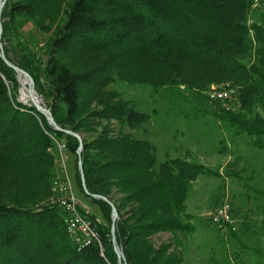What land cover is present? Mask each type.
Masks as SVG:
<instances>
[{
  "label": "trees",
  "instance_id": "obj_1",
  "mask_svg": "<svg viewBox=\"0 0 264 264\" xmlns=\"http://www.w3.org/2000/svg\"><path fill=\"white\" fill-rule=\"evenodd\" d=\"M255 1L71 0L64 23L48 42L43 69L35 67L31 58L16 60L7 47L3 49L31 74L35 90L49 98L46 104L57 123L81 135L82 84L106 81L108 73L102 65L106 61L73 68L61 54L112 50L119 60L137 56L151 63L160 71L161 81L172 76L180 63L183 73L192 77L189 87L230 82L235 87L231 107L224 109L212 100L217 105L214 115L236 131L254 136L252 143L264 149V118L256 111L253 120L246 116L257 104H264V15L249 21ZM39 9L35 0H5L1 41L8 38L16 14L26 15L44 31L48 26L40 21L48 11L42 10L36 20L33 16ZM181 62H186L185 67ZM17 84L15 70L0 58V264H120L110 227L92 220L100 243L79 247L67 234L60 207L46 204L47 200L37 206L51 195L50 151L55 148L51 135L64 137L74 153L78 140L52 129L31 102L18 100ZM91 115L113 118L133 129L150 122L148 112L127 100L103 101ZM106 134L107 128L91 140L82 135V168L88 191L105 195L117 209L115 236L127 264H181L179 251L169 250L171 243L155 246L150 236L169 230L172 243L180 241L178 234L192 228L182 219L189 182L213 171L179 156L158 162L150 142L122 131L113 137ZM90 198L111 217L109 203Z\"/></svg>",
  "mask_w": 264,
  "mask_h": 264
},
{
  "label": "rangeland",
  "instance_id": "obj_2",
  "mask_svg": "<svg viewBox=\"0 0 264 264\" xmlns=\"http://www.w3.org/2000/svg\"><path fill=\"white\" fill-rule=\"evenodd\" d=\"M35 3L36 8H40L33 16L36 20L42 10L48 11L50 16H42L44 19L40 21L41 25L48 26L46 31L38 29L26 15L16 14L2 46L7 47L16 60L19 57L31 58L30 62L41 70L46 62L48 42L57 27L64 23L71 0H35ZM262 15L264 0H256L249 21H259L263 19ZM112 54V50L61 54V58L73 68L94 67L106 61L102 64L108 73L106 81L82 84L80 115L84 117V138L94 139L106 128V136L110 137L122 131L150 142L158 162L179 156L201 163L213 171L198 174L189 182L182 219L192 228L181 231L178 234L180 241L175 243H172L171 231L155 232L150 236L153 245L171 243L169 250L179 251L181 264H264V149L252 143L254 136L236 131L235 126L216 118V101L211 103L208 97L210 87L230 82H210L203 88L189 87L187 82L192 77L183 73L180 63L172 76L161 81L158 79L162 77L160 71L141 57H130L125 62ZM181 63L185 67L186 62ZM187 64L192 68V62ZM39 79L45 83L42 73ZM168 80L170 82H166ZM20 88L18 82V91ZM23 94L19 92V99L29 104L31 101L23 99ZM41 98L45 103L49 100L44 95ZM120 100H127L139 111L148 112L150 122L133 129L113 118L91 115L92 110L101 107L103 101ZM255 111L264 118V104H257L246 116L253 120ZM50 152L53 154V178L58 164L55 148L54 152L52 149ZM67 154V168L75 195L87 205V214L94 216L89 217L91 220L109 228L111 217L106 216L81 189L77 155L68 148ZM49 196L40 199L37 206ZM227 198L231 201L233 214L239 217L236 234L220 231L210 220L214 208ZM129 205L127 203L126 207ZM246 221L251 222L256 232H244ZM173 247L175 250H172Z\"/></svg>",
  "mask_w": 264,
  "mask_h": 264
},
{
  "label": "built area",
  "instance_id": "obj_3",
  "mask_svg": "<svg viewBox=\"0 0 264 264\" xmlns=\"http://www.w3.org/2000/svg\"><path fill=\"white\" fill-rule=\"evenodd\" d=\"M235 87L229 84L212 86L208 89V97L219 101L224 109L231 107V99ZM54 141L57 156V174L51 182V195L46 201L50 206L60 207L64 211L65 228L70 239L79 247L93 241L100 243L99 236L93 221L87 215V205L74 192L67 168V142L64 137ZM230 200L223 199L210 214L211 222L220 231L226 232L237 229V218L233 215Z\"/></svg>",
  "mask_w": 264,
  "mask_h": 264
},
{
  "label": "water",
  "instance_id": "obj_4",
  "mask_svg": "<svg viewBox=\"0 0 264 264\" xmlns=\"http://www.w3.org/2000/svg\"><path fill=\"white\" fill-rule=\"evenodd\" d=\"M4 3H5V0H0V58L7 65L11 66L15 70L16 79L20 84H21V82L19 79H20V77H23V79L25 81L24 87L29 94L31 103L36 107V109L38 111H40L45 116L46 121L51 126V128L54 130H59L65 134H70V135L77 138L78 145L76 147L75 153L77 155V168L79 171V176H80L82 188H83L84 192L86 194H88L90 197L101 198V199L105 200L107 203H109V205L111 206V225H110L111 241L113 244V248L117 254L118 262L120 264H127L125 257H124V254H123V250L121 249L120 245L116 241V236H115L116 226L115 225H116V220L118 219V212H117L115 205L105 195L88 191V189L85 185V178H84V173H83V168H82V156H81V151L83 149V144H82L83 140H82L81 135L78 132H76V131L68 128V127H63L57 123V121L53 117L52 112L47 107V104L43 101V99L41 98V101H37L35 99L33 92H36V90L34 87V80L31 76V74L28 71H26L25 69H23L22 67H20L15 61L9 59L5 55V52H4V49L2 46V41H1V33H2L1 11H2V8L4 6ZM21 86H22V84H21ZM18 100H20L19 97H18Z\"/></svg>",
  "mask_w": 264,
  "mask_h": 264
},
{
  "label": "bare ground",
  "instance_id": "obj_5",
  "mask_svg": "<svg viewBox=\"0 0 264 264\" xmlns=\"http://www.w3.org/2000/svg\"><path fill=\"white\" fill-rule=\"evenodd\" d=\"M20 82H21V84H22V86H21V88H20V90H19V92H20V94L23 92L24 94H23V99H28L29 98V100H30V97H29V94H28V92H27V90L25 89V87H24V85H25V81H24V79H23V77H20ZM33 95H34V97H35V99L37 100V101H41V96L38 94V93H36V92H33ZM21 101V100H20ZM31 101V100H30ZM23 102V101H22ZM23 103H25V102H23Z\"/></svg>",
  "mask_w": 264,
  "mask_h": 264
},
{
  "label": "crops",
  "instance_id": "obj_6",
  "mask_svg": "<svg viewBox=\"0 0 264 264\" xmlns=\"http://www.w3.org/2000/svg\"><path fill=\"white\" fill-rule=\"evenodd\" d=\"M235 217H236V215L235 214H233ZM240 215V214H239ZM242 215H243V213H242ZM237 217H238V215H237ZM236 217V218H237ZM239 218V217H238ZM237 218V220H238V223H239V219ZM238 223H237V228H238ZM244 232H256V231H253V229H252V227H251V222L250 221H248V223H247V221L244 223ZM239 231H241V227L239 228ZM243 231V230H242ZM228 232V231H227ZM239 234H240V232H239Z\"/></svg>",
  "mask_w": 264,
  "mask_h": 264
}]
</instances>
